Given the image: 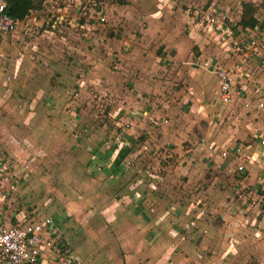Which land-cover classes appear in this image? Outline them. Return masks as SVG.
<instances>
[{
  "label": "crops",
  "instance_id": "obj_1",
  "mask_svg": "<svg viewBox=\"0 0 264 264\" xmlns=\"http://www.w3.org/2000/svg\"><path fill=\"white\" fill-rule=\"evenodd\" d=\"M33 2L36 8L29 13L36 12L40 9L39 6L37 7L35 0H33ZM251 3L254 2L252 1ZM254 5L257 7L256 18L259 23L256 26L258 27L257 32L263 34L264 21H261L259 18L258 5L256 3H254ZM237 8L241 13L238 11L236 13L237 20L235 19L236 23L233 25L236 31L234 36L230 37L235 45L231 44V41H228V43H221L219 39H215L222 47L227 46V48L224 49V53H226L228 57L233 54L235 50L234 47L237 44L242 48L249 40L250 34L247 30L253 31L255 29H243L239 25V19L242 15V3L239 4ZM227 15L230 16L228 13ZM26 18L20 20L21 24L24 25L28 23ZM184 18L186 17L184 16ZM187 19L189 20L188 17ZM231 19H233V17ZM31 20L35 24H43L46 18L33 15ZM170 21L175 23V20H169L168 15L164 14L163 22H161V24H164V33L157 37L160 44H163L164 47L161 46L162 51L159 49L158 54L153 56L158 62L161 61L162 63V66H159V68H161L159 71L160 73L164 72L165 67L172 65L170 68H175L174 70L178 68L183 69L185 67L184 69L193 75V79L190 80V83L193 81L199 93L193 91L195 96L184 97L181 99L178 105L179 107H176L177 103L174 105L175 107L173 109L176 110V115L179 116L177 119L180 121L186 118L180 112L182 104L191 102L190 112L195 115L189 117V119L191 121L198 120L199 122H207V126L200 125L198 122L196 127L199 131L198 134L203 136V138L193 147L187 149L179 148V143L175 142V139L171 140V144H169L170 149L175 154H179L178 160L175 161L174 165L167 161H163L164 159L159 160L157 164L155 163L158 168L157 171L160 174L155 177V184L157 186L152 191L148 189L147 183L138 185V180L145 173V169H137L131 159H127L130 163L129 165H124V163L121 164L119 158L116 157V151H113V155H111L108 144L105 145V151L107 153L109 152V155L106 158V154H104L99 162L94 159L89 161L83 160V162L81 160L77 161V163L67 164V168L70 170L62 173V179L67 178L71 184L76 182L79 189L83 190L84 183L76 179V177H73V174L75 175L78 173L79 175L81 171L82 173L90 171L88 173L92 174L91 177L87 179L85 176V183L88 186L86 190H91L94 195L90 194L88 198L84 196L81 198L79 197L80 200L77 203H69V200L67 201L68 203H64V206H59L58 210L57 208L48 210L46 216L51 215L53 217L58 228L57 232L59 233L60 239L66 240L67 242L71 241L73 246L72 258L77 264H208L211 263V261L208 260H214V258H216L215 250L218 248V241H215V234L214 231H212L215 214L223 215L224 213L227 216V218L225 217L227 222H230L232 219L231 216L238 217V220H240L242 224L239 232L241 230L243 235L247 232L248 234L254 233L251 231V228L244 229L243 222L246 217L254 230H256V223H261L260 216H262V211L259 210L256 201L257 199L260 201L261 197L264 198V174L261 170V167L264 166V146L260 144L257 135H264V109H257L256 105L258 103H264V50H262L263 53H261L260 50L249 52L248 54L251 58L250 64H246V59L241 54L236 60L232 57L228 61V65L221 64V62L225 60L223 56H221L219 59L220 63L218 62V64L215 65L216 61L205 56V52L211 47H206L204 42L205 38L199 32H195L197 27L193 28L194 26H189L190 29L187 34H183L182 30H172ZM188 22V24H190V21ZM151 23L155 25L154 22ZM85 26L86 24L82 25V27ZM149 29L150 28H148L145 33L148 32ZM16 32L8 35H0V103L4 101L3 98L5 97V93L7 95L8 92H11L12 96L15 94L19 96L21 93L25 94L27 89H33V86L36 88H39V86L47 87L46 81L50 82V80L42 78L40 74L48 71L51 73L53 71L61 73L59 79L62 78L64 80L62 84H66L64 87L66 92L68 91L67 89L76 86L80 95V93L87 88L89 79L82 73L84 68L79 66L80 63H78L77 60L75 62L66 61V64L59 66L50 59L42 58L43 56L52 55L51 51L48 49L36 48L34 53H29L28 55L27 53L22 54L20 51L17 53L18 45L16 43L20 40V37L19 33ZM81 36H85L84 33ZM97 38L98 40L106 38L107 40L119 43L121 50H125L126 53L122 52L120 49L114 50L111 47L109 50L112 54L115 53L114 59L118 58L121 61L119 64L120 68L127 73H130L132 70L131 73L134 75L131 81H129L130 83H127L125 85L126 87L123 88L125 90L124 93H126L125 97L130 99L129 102L134 105L131 109L134 116H127L128 119L126 118V121L127 125H129L126 127V130L122 128V125L112 121V119L109 121L108 128L114 131L112 134L121 135V139L125 141V144L120 147V150L129 153V158H135L141 153L140 148L144 150L151 149L152 151V147L146 149L147 147L145 148V146L142 145L144 141H147L150 135V132L146 129L143 131L146 121L145 118H142L143 116H149L151 121L156 124L158 133H161V129L163 130L162 132L166 133L163 122H166L167 119L163 118V112L164 108H170L171 105L166 103L165 99L166 83L161 80L164 76L158 75L157 73L153 75L149 74V76L144 74V72L146 73L148 70L145 63L147 59L142 61V59L136 58L134 59L136 62L133 64L127 63L129 65H125L126 63L123 61L125 58H127V60L133 58V55L128 52L130 49L127 48L126 50L122 47L128 44L125 38L122 37L119 40L117 36L111 33L104 35V37L100 34ZM61 39H64V36H61ZM79 39H82V37H79ZM93 40V45L96 46V38L94 37ZM27 45L26 43V46ZM109 45L111 46L112 43H109ZM194 45L196 46L194 47V49H196V55L194 58H191L190 55H193L192 47ZM53 47H55V45H53ZM53 47H51L52 50ZM134 49H136L134 54H139L140 51L144 52L142 48L134 47ZM94 50H96V48ZM97 50H99L98 56L97 58L94 57L92 61V69L97 79L93 78L91 84L95 86L102 80L103 75L99 44ZM221 50L222 49L219 48V51ZM11 52L12 55L10 54ZM221 53H223V51H221ZM227 55L225 58H227ZM52 58L53 57H51V59ZM83 58L82 55H77L75 59L81 60ZM194 60L199 61L200 64L202 63L201 66L199 62ZM12 62H14V64H12ZM255 63L258 64L257 68L253 66ZM198 64L199 66H197ZM207 64H211V66L214 65V68L217 66L236 68L241 65L244 68V73H246L247 76L244 74L243 77L237 78L236 80L237 86L244 90H241L238 96L234 95L230 103L225 104L221 102L216 77L212 72L213 68H208L206 66ZM142 66L144 68H142ZM115 67H117V64ZM138 69L144 71L138 75L136 73ZM253 71H257L258 78H256V80L258 83L253 81ZM70 72H72V76ZM155 77L157 79H154ZM7 81L9 82L8 85ZM6 87H8L9 90H6ZM96 88L97 87H94V89ZM235 91L237 90L235 89ZM52 94L55 98L54 100L50 99V96L43 97L44 99H42L45 101L46 105H49L50 111L54 112L47 118V123L44 128L46 130L45 134L61 138L64 135L63 132L69 128V123H67V118L64 116L63 111L59 112L57 108L53 107L56 102L67 103L68 97L66 95L59 96L55 95V93ZM38 96L39 94L36 98H38ZM174 96L178 99V97L180 98V96H182V93ZM92 97H94V95L89 98L91 99ZM36 98L35 100H38ZM75 99L69 102L72 104L76 103L78 100L75 101ZM93 100H89L88 103L95 102ZM155 101L159 104L157 105V112L159 114L156 117L153 116V103H155ZM2 104H4V102ZM160 105H163V107H160ZM1 108L2 107H0V152L2 153L3 150L8 149L12 156H19V147L16 148L14 145L10 146L6 143V134L10 135L11 138H13V134L6 128L5 123L7 122V124L11 125L16 117L11 121H7L11 116L2 114ZM212 109H215V111L217 110V118H220L224 113H232L233 115L235 113L233 110L238 109L239 112H237V116L231 117L238 120L241 118L242 124L244 125L235 128L228 126L226 129L220 131L219 126L208 120V115ZM50 111L47 112L48 116L50 115ZM128 113L130 114V111H128ZM247 113L252 114L248 117ZM258 115H262V118L257 120L254 119ZM83 118L84 116L80 119ZM16 120H22V118L19 117L16 118ZM195 124L197 123H194V125L192 123L190 129L194 128ZM13 125L15 130L23 129L21 125L20 127H17L14 123ZM29 127H31V130L36 128L35 133L38 132V128L32 123V120H30ZM181 130L182 127L178 126L175 133ZM127 134L130 136L138 134L140 136L139 140L136 139L132 141L130 139L134 149H132L131 143L126 141L128 138ZM140 134L143 135L141 136ZM193 136L194 132L191 134L192 138ZM158 138V140H163V138L160 139L161 136H158ZM238 138L240 141H238ZM162 142L158 143L162 144ZM209 145H212L213 148L209 149ZM153 147H155V145ZM213 150H215L214 153ZM145 165L146 164L143 166ZM239 166L244 167L242 172L238 171L237 168ZM56 167L58 168L59 165H56ZM220 176L224 183L221 188H224V191L221 192V195L219 193L215 195L216 193L213 192L215 184L214 179L216 177L217 180ZM186 185L190 187V190L195 191L196 197L193 194L190 196V199H187ZM202 185L204 186L198 189ZM204 188H206V190L202 198V200L204 199V203L202 204L203 209L201 210L203 212L200 213L198 211L197 213H192V215L194 216V214H196L197 218H199L198 216L203 214L205 221L203 220L200 222L195 219L192 226H187L185 223L190 218H186V216H188L191 211L189 208L192 205L191 199L195 197L199 200L201 198L200 191ZM220 197L221 199H219ZM249 200H253L251 204H249ZM195 202L197 201L194 200L192 203ZM219 202H222L221 207H219L220 209H216ZM222 206L224 207L222 208ZM33 210L34 209H31L29 212H37L36 209ZM195 210L193 212H195ZM0 212L3 213L1 210ZM7 214L9 213L7 212L6 215L4 214L3 216L12 224L17 220H22L17 219L15 221L14 218L17 216L16 213L11 212L10 216ZM41 216L44 217V215ZM228 231L229 228L225 233ZM183 237L185 239L187 237V240L183 241ZM248 238L258 240L255 237L248 236ZM258 244L261 245V242ZM51 264H57L56 260H52Z\"/></svg>",
  "mask_w": 264,
  "mask_h": 264
},
{
  "label": "rangeland",
  "instance_id": "obj_2",
  "mask_svg": "<svg viewBox=\"0 0 264 264\" xmlns=\"http://www.w3.org/2000/svg\"><path fill=\"white\" fill-rule=\"evenodd\" d=\"M245 1H253L258 5L259 18L261 21H264V0H35L37 7L39 6L40 9L28 14L26 18L28 23L18 26L16 33H19L20 40L16 43L18 45L17 53L20 51L22 54L27 53L28 55L29 53H34L36 48L48 49L51 51L52 55L43 56L42 58L50 59L59 66L66 64V61L75 62L77 60L78 63H80L79 66L84 68L82 73L89 79V85L80 95L76 86L67 89L68 91L66 92L64 89L66 84H62L64 80L62 78L59 79L61 73L55 71L51 73L48 71L40 74L42 78L50 80V82L46 81L47 87L39 86V88H36L33 86V89H27L25 94L21 93L19 96L18 94L12 96L11 92H8L7 95L5 93V97L3 98L4 104H2L3 102L0 103L2 114L11 116L7 121H11L15 117H21L22 120H16L15 118L11 125L7 124L5 121L6 128L11 131L14 138L6 134V143L10 146L14 145L16 148L19 147V156H12L8 149L3 150L2 153L0 152V210L3 212L2 215H6L7 212L9 213L7 214L8 216L11 215V212L16 213L17 216L14 218L15 221L27 217V214L32 215L37 213L38 216H46L48 210L54 208L58 210L59 206H64V203H68L67 201L69 200V203H77L80 200L79 197L81 198L84 196L88 198L90 194L94 195L91 190H86L88 186L85 183V176L87 179L91 177L92 174L88 173L90 171H87V173H82L81 171L79 175L78 173L75 175L73 174V177H76V179L84 183L83 190L79 189L76 182L71 184L67 178H65L66 180L62 179V173L70 170L67 168V164L69 163L72 164L81 160L83 162V160L89 161L94 159L99 162L104 154H106L107 158L109 155V152L107 153L105 151V145L107 144L111 151V155H113V151H116V157L119 158L121 164L124 163V165H129L130 163L127 159H131L137 169H145V173L138 180V185L147 183L148 189L150 191L154 190L157 186L155 184V177L160 174L157 171V162L164 159L163 161H167L174 165L175 161L178 160L179 154H175L170 149L169 144H171V140L175 139V142L179 143V148L187 149L193 147L203 138V136L198 134L199 131L196 129L199 121H191L189 119V117L195 115L190 112L191 102L182 104L180 112L186 118L183 117L184 119L180 121L177 119L179 116L176 115V110L173 109L175 107L174 105L177 103L176 107H179L178 105L184 97L195 96L193 91L199 93L193 81L190 83V80L193 79V75L185 70V67L183 69L178 68L174 70L175 68H170L172 65L165 67L164 72L160 73L159 71L161 68H159V66L162 63L161 61L158 62L153 56L158 54L159 49L162 51V47H164L157 39L158 36L164 33V24H161L164 14L168 15L169 20H175V23L170 21L172 30H182L183 34H187L190 29L189 26H194L193 28L197 27L195 32H199L205 38L204 42L206 47H211L205 52V56L216 61V63L213 62L215 65H217L218 62L220 63L219 59L223 56L225 60L222 61L221 64L228 65V61L232 57L236 60L239 55L241 56V53L234 50L233 54L229 57L224 53V49H226L227 46L222 47L221 44L215 40L216 38L219 39L221 43H228V41H231V44H235L233 40L230 39V36L219 37L215 34L218 26H216L213 21L216 15H220L223 12L222 15L228 13L230 15L229 18L233 17V21L236 22L237 6ZM33 15L43 16L46 18V21L43 24H35L31 20ZM184 16L186 18H184ZM188 21H190V24H188ZM151 22H154L155 25ZM83 24H86V26L82 27ZM148 28H150L149 31L145 33ZM83 33L85 36H81ZM110 33L117 36L119 40L123 37L128 42L127 46L125 44L122 47L126 50L127 48L130 49L128 52L133 55V58L130 60L125 58L123 60L126 63L125 65L133 64L136 62L134 60L136 58L142 59V61L147 59L145 63L148 70L146 73L144 72V74L149 76V74L153 75L157 73L158 75L164 76L161 80L166 83L165 99L166 103L171 105L170 108H164L163 112V118L167 119L166 122H163L166 133L162 132V129L160 130L161 133H158L156 124L151 121L149 116L142 117L146 119L143 131L146 129L150 132L147 141H144L142 145L145 146V148L147 147L146 149L152 147V151L151 149L144 150L140 148L141 153L135 158H129V153L120 150V147L125 144V141L121 139V135L112 134L114 131L108 128L109 121L112 119V121L122 125V128L126 130V127L129 125H127L126 121L127 116H134L131 111L134 105L129 102L130 99L125 97L126 93H124L125 90L123 89L126 87L125 85L127 83H130L129 81H131L134 75L131 73L132 70L130 73H127L120 68L119 64L121 61L118 58L114 59L115 53L112 54L109 50L110 47L114 50H121L120 44L115 41L107 40L106 38H102L101 40L97 38L100 34L104 37V35ZM61 36H64V39H61ZM79 37H82V39H79ZM94 37L96 38V46L93 45ZM26 43L28 44L27 46ZM109 43H112V45L110 46ZM98 44L100 45L103 75L102 80L95 86L91 84L93 78L97 79L92 69V61L94 57L97 58L98 56ZM53 45H55V47H53ZM51 47H53V50ZM134 47L142 48L144 52L140 51L139 54H134V51H136ZM194 47L196 46L194 45L192 47L193 55H190L191 58H194L196 55V49H194ZM95 48L96 50H94ZM219 48L222 49L221 51H223V53L219 51ZM122 52L126 53L125 50ZM10 54L12 55V52ZM77 55H82L84 58L81 60L75 59ZM226 55L227 58H225ZM51 57L53 58L51 59ZM12 64H14V62H12ZM116 64L117 67H115ZM199 64L197 66H199ZM206 66L211 69L214 68V65L211 66V64H207ZM253 66L257 68L258 64L255 63ZM142 68L144 67L142 66ZM143 71L144 70L140 71V69H138L136 73L139 75ZM70 73L72 76V72ZM253 73V81L258 83L256 80V78H258L257 71H253ZM154 79L157 78L155 77ZM57 83H61L63 88L61 84ZM8 84L9 82L7 81V85ZM94 87L97 88L94 89ZM5 89L9 90L8 87ZM52 93L59 96L66 95L69 98H67V103L56 102L53 107L57 108L59 112L63 111L64 116L67 118L66 121L69 123V128L63 132L64 135L61 138L45 134L46 130L44 128L47 123V118L54 112L50 111L49 105H46L45 101L42 99H44L43 97L50 96V99L54 100L55 98ZM181 93L182 96H180V98L178 97V99L174 96ZM38 94L39 96L36 98ZM93 95L94 97L91 99H94L93 101L95 102L88 103L89 100H91L89 97ZM35 98L38 100H35ZM74 99L78 101L73 104L69 102ZM153 105L154 115H152L156 117L159 114L157 112V105L159 104L155 101ZM160 107H163V105H160ZM48 111H50L49 116L47 114ZM128 111H130V114ZM210 111L208 120L219 126L220 131L226 129L228 126L235 128L244 125L242 124L241 118L238 120L231 117L237 116V112H239L238 109L233 110L235 111L233 115L232 113H226L227 115L224 113L220 118L216 116L217 110L215 111V109H212ZM252 113H247V116L249 117ZM82 116H84V118L80 119ZM259 118L261 119L262 115H258L254 119L257 120ZM30 120H32V123L38 128V132L35 133L36 128L31 130V127H29ZM13 123L16 124L17 127L21 125L23 129L15 130L13 128ZM192 123L193 125L194 123L197 124H195L194 128L190 129ZM199 123L200 125L207 126V122L205 121ZM178 126H181L182 130L175 133ZM193 132L194 136L192 138L191 134H193ZM127 136L128 138L126 141L129 143H131L130 139L132 141L140 139L138 134H134L133 136L127 134ZM158 136H161L160 139L163 138V142L158 140ZM238 141H240L239 138ZM158 142H162V144ZM154 145L155 147H153ZM131 147L134 149L132 143ZM144 164L146 165L143 166ZM56 165H59V167L57 168ZM214 182L213 192L216 193L215 195H218V193L221 195V192L224 191V188H221L224 185L221 176L217 180L215 177ZM203 186L204 185L200 186L198 189H201ZM186 188L187 199H190L191 195H195V191L190 190L188 185H186ZM205 190L206 188L200 191L201 198L199 200L195 198L196 195L194 199H191L192 202H194V200L197 202H191L192 205L189 207L191 210L190 214L186 216V218L190 219H188L185 225L192 226L195 219L200 222L203 220L205 221L203 214L198 216L199 218H197L196 214H194V216L192 215V213H197L198 211L200 213L203 212L201 211L203 209L202 204L204 203V199L202 200V198ZM219 199H221V197ZM252 201L253 200H249V204H251ZM221 203L222 202H219L216 209H220ZM256 203H258L259 210L262 211V216H260L261 223H256L257 231L250 226L247 217L243 222L244 229L251 228V231L254 232L251 234L247 232L243 235L241 230L239 232L242 224L240 220H238V217L231 216L232 219L230 222H227V216L224 213L223 215H214L212 231H214L215 234V241H218V248L215 250L216 258H214V260H208L211 261V263L208 264H264V198L261 197L260 201L257 199ZM223 207L224 206H222V208ZM31 209H36L37 212H29ZM194 210L195 212H193ZM228 228L229 231L225 233ZM248 236L255 237L258 240L249 239ZM184 237L182 240L186 241L187 237L186 239ZM260 242L261 245L258 244ZM68 243V256L73 260V246L71 241Z\"/></svg>",
  "mask_w": 264,
  "mask_h": 264
},
{
  "label": "built area",
  "instance_id": "obj_3",
  "mask_svg": "<svg viewBox=\"0 0 264 264\" xmlns=\"http://www.w3.org/2000/svg\"><path fill=\"white\" fill-rule=\"evenodd\" d=\"M237 11L241 13L239 9ZM222 13L214 18L213 22L218 26L215 34L219 37H233L236 31L233 25L236 22ZM19 25H21L20 20L7 14V0H0V35L16 32ZM257 30L258 27L253 31L247 30L250 34L249 40L242 48L238 44L235 46V50L245 57V62L248 64H250L249 52L260 50L263 53L264 50V33L260 34ZM212 72L216 77L222 103H230L234 95L238 96L239 92L244 90L240 89L236 82L237 78L246 74L242 65L236 68L217 66ZM256 108L263 110L264 103H258ZM257 139L264 146V135L258 134ZM212 148V145H209V149ZM237 169L242 172L244 167L239 166ZM261 170L264 174V166ZM57 231V225L51 215L40 217L35 213L12 224L0 212V264H51L52 260H56L57 264H75L68 256L69 243L62 241Z\"/></svg>",
  "mask_w": 264,
  "mask_h": 264
},
{
  "label": "trees",
  "instance_id": "obj_4",
  "mask_svg": "<svg viewBox=\"0 0 264 264\" xmlns=\"http://www.w3.org/2000/svg\"><path fill=\"white\" fill-rule=\"evenodd\" d=\"M36 8L33 0H7V14L18 20H23L29 12ZM257 7L254 3H242V15L239 25L243 29H254L259 24L256 18Z\"/></svg>",
  "mask_w": 264,
  "mask_h": 264
}]
</instances>
